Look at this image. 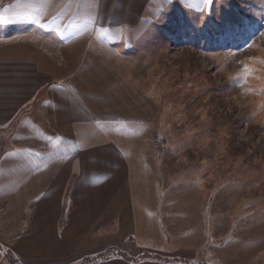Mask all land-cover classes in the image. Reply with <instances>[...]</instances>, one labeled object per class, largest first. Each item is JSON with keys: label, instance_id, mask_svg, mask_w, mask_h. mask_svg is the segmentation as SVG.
<instances>
[{"label": "crops", "instance_id": "crops-1", "mask_svg": "<svg viewBox=\"0 0 264 264\" xmlns=\"http://www.w3.org/2000/svg\"><path fill=\"white\" fill-rule=\"evenodd\" d=\"M164 1L0 0L3 26H29L0 35V264L200 260L196 193L160 189L158 105L102 48Z\"/></svg>", "mask_w": 264, "mask_h": 264}, {"label": "rangeland", "instance_id": "rangeland-1", "mask_svg": "<svg viewBox=\"0 0 264 264\" xmlns=\"http://www.w3.org/2000/svg\"><path fill=\"white\" fill-rule=\"evenodd\" d=\"M155 4L149 24L102 48L127 56L126 69L158 105L148 144L160 189L196 193L205 242L192 264H264V0ZM190 21L196 29L210 21L221 36L214 28L208 39L186 34ZM251 22L258 28L244 36ZM26 28L0 23V35ZM119 56L111 59L122 63ZM138 259L192 262L153 253Z\"/></svg>", "mask_w": 264, "mask_h": 264}, {"label": "trees", "instance_id": "trees-1", "mask_svg": "<svg viewBox=\"0 0 264 264\" xmlns=\"http://www.w3.org/2000/svg\"><path fill=\"white\" fill-rule=\"evenodd\" d=\"M242 14H245V13H243L242 12ZM190 20V19H189ZM243 20H245V17H243ZM210 21H208L207 22V26H203L202 24H201V27H199V29H196L195 27H194V23H192L191 21H190V23H189V26H188V29L186 30V34L190 31V32H193L194 34H195V36H206L205 37V39L207 38H209L210 37V35H209V28H214L213 30H212V33H213V35H216L217 36V38H219L221 35H220V28L217 26V25H214V23H209ZM257 23L256 22H251V23H244L243 24V27H244V30H245V32L243 31V34H244V36H245V34H249V32H251L253 29H257L258 28V24L256 25ZM217 26V27H216ZM226 27V26H225ZM252 30H251V29ZM233 38H235L234 36H232L230 39H232V40H234ZM245 38V37H244ZM234 42L235 41H232L231 43H233L234 44ZM2 152H3V149H2V151L0 152V159H1V156H2Z\"/></svg>", "mask_w": 264, "mask_h": 264}, {"label": "snow or ice", "instance_id": "snow-or-ice-1", "mask_svg": "<svg viewBox=\"0 0 264 264\" xmlns=\"http://www.w3.org/2000/svg\"><path fill=\"white\" fill-rule=\"evenodd\" d=\"M205 2H207V0H205Z\"/></svg>", "mask_w": 264, "mask_h": 264}]
</instances>
